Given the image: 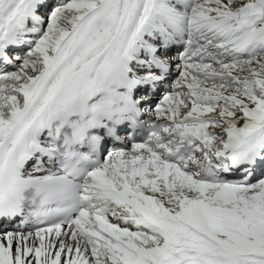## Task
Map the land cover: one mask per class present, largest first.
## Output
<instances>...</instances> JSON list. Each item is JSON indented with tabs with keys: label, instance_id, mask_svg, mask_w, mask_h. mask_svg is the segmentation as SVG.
I'll return each mask as SVG.
<instances>
[{
	"label": "snow or ice",
	"instance_id": "6c2138e0",
	"mask_svg": "<svg viewBox=\"0 0 264 264\" xmlns=\"http://www.w3.org/2000/svg\"><path fill=\"white\" fill-rule=\"evenodd\" d=\"M0 264H264V0H0Z\"/></svg>",
	"mask_w": 264,
	"mask_h": 264
}]
</instances>
